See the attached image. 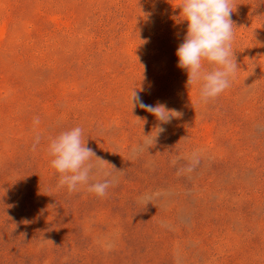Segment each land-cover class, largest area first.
I'll list each match as a JSON object with an SVG mask.
<instances>
[{
	"label": "rangeland",
	"instance_id": "obj_1",
	"mask_svg": "<svg viewBox=\"0 0 264 264\" xmlns=\"http://www.w3.org/2000/svg\"><path fill=\"white\" fill-rule=\"evenodd\" d=\"M181 3L0 0V264H264V0H235L239 69L207 103ZM76 126L105 197L57 187L48 144Z\"/></svg>",
	"mask_w": 264,
	"mask_h": 264
},
{
	"label": "clouds",
	"instance_id": "obj_2",
	"mask_svg": "<svg viewBox=\"0 0 264 264\" xmlns=\"http://www.w3.org/2000/svg\"><path fill=\"white\" fill-rule=\"evenodd\" d=\"M234 7L235 0H182L180 6L184 21L187 22V31L176 50L178 67L187 72V85L200 86L199 97L204 103L227 90L239 69L232 48L236 27L231 18ZM205 62L209 67H205ZM131 105L132 109L139 106L149 112L161 124H167L182 115L175 109H168L163 103H143L136 91L131 94ZM136 119L142 121V118ZM34 122L39 123V119L36 118ZM156 130L158 135L165 129L157 127ZM82 137V128L76 126L60 132L50 140L48 154L53 157L50 164L60 177L57 187H66L67 191L72 193L78 191L81 186H87L89 193L105 197L113 184L109 174H104L103 181L90 183V179L97 165L102 168L110 164L87 147ZM33 148L35 149V145ZM93 159L97 162L96 165L92 163ZM172 163L175 164L176 160ZM198 164L199 158L194 152L189 165L178 169L177 174L190 173ZM145 199L150 200L151 197Z\"/></svg>",
	"mask_w": 264,
	"mask_h": 264
}]
</instances>
